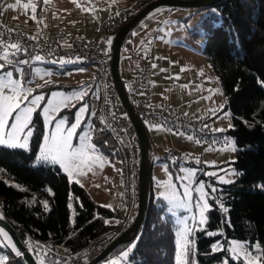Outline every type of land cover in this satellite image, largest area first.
<instances>
[{
    "label": "trees",
    "instance_id": "trees-1",
    "mask_svg": "<svg viewBox=\"0 0 264 264\" xmlns=\"http://www.w3.org/2000/svg\"><path fill=\"white\" fill-rule=\"evenodd\" d=\"M150 1L135 4L134 11L110 34V39ZM213 6L215 11L201 23L200 30L191 29L190 32L204 38L202 52L218 77L226 99L231 127L224 133L233 137L239 149L233 161L239 175L235 181L221 184L209 200L206 226L193 234L191 259L195 264H222L223 261L244 264L241 259H233L224 244L214 253L209 251L214 242H226L230 238L244 241L248 247L257 242L264 248V0H222ZM109 40L104 45L111 48ZM75 67L64 65L61 72ZM60 88L68 89V86L42 82L34 88V93L44 92L46 99L50 90ZM90 94L88 91L71 109L60 110L59 116L70 113L67 117L71 121L78 107L90 100ZM43 105L44 100L31 118L28 149L0 144V210L13 223L20 238L33 232L37 238L51 241L61 250L77 253L90 241L103 238L113 230L115 226L110 220L118 215L109 207L96 203L59 165L35 163L44 135L40 113ZM98 111L99 108L93 115L91 140L107 149L115 147V154L124 163L123 153ZM165 158V154L158 158L151 155L150 162ZM151 182L150 176L147 204L137 234L96 264H175V225L166 202L154 196ZM70 204L74 209L73 219ZM133 244L135 247L128 258H123L121 253ZM40 255L44 257V264H60L66 259L52 251ZM3 256L7 260L0 264H26L21 255H14L0 239V257Z\"/></svg>",
    "mask_w": 264,
    "mask_h": 264
},
{
    "label": "rangeland",
    "instance_id": "rangeland-1",
    "mask_svg": "<svg viewBox=\"0 0 264 264\" xmlns=\"http://www.w3.org/2000/svg\"><path fill=\"white\" fill-rule=\"evenodd\" d=\"M21 3H34L36 5V17L41 20L48 19L54 21L56 17L53 15V12H56L57 10L61 11L64 9L66 10L59 17H62L64 20H70V17L68 16L69 13L81 11L83 8L87 9L88 12L86 13V16H84L81 12H78V14L75 16L77 18L80 15H83V24L85 22L91 24V22L93 21V19L91 18H97L98 13L103 10L106 11L109 8L113 9V7L115 9L117 8V5L123 6L127 5L128 3V7L132 5V11H134L135 4H137L135 0L134 2H130L129 0H75V2H73V0H48L47 3H44L43 0H21ZM77 3H79L81 7L78 8L76 6ZM13 4H16V0H0V17L10 25L21 28H28V25H26L25 22L26 20L31 19V8H29L25 13V11L19 6L15 9L8 7V5ZM201 7L203 6L195 7L160 5L147 12L136 23V25L132 27V29L128 33V36H125L124 38V42L120 49L119 72L121 78L129 76L132 72V65L137 61L139 52L142 55V58L139 60V62L142 64L146 60L145 54L148 51L149 53L156 54V56L160 52L167 55L168 62L165 64V67H167L168 69V71H166V83L168 84L163 85L162 89H166L167 86V91H172L171 97H177V99L183 103L192 104V102H197L201 104V106L204 107L205 110H210L214 115V118L212 120H220L223 128H226V133L227 129L231 125V114L229 109L225 107L226 104L222 99L223 95L220 88L219 79L214 73L211 64L208 62L202 52L204 38L198 36L197 33L190 32L191 29H195L196 32L199 31L200 29L198 27L201 25V23H203L208 15L215 11V7L213 5H208L203 8ZM81 28H84V25ZM113 31H111V33ZM111 40L112 39H110L109 41ZM109 44H111V42ZM154 54L153 57L156 58ZM148 61L149 60L146 61V64H148V72L150 75V72L152 73V71L150 70L151 63ZM160 61L162 62V59H160ZM0 63H3V61H0ZM30 63V65L9 64L6 65L3 69H0V74L11 71L13 73V80H19L22 87L31 89V95L29 96L27 101H24V103L21 105V108L31 106L30 101L34 96L42 95L44 97V92L34 93V88L46 80L54 83H59L60 80V83L61 81H63L66 84L70 83V85L81 83V91L85 93H88V90L91 88L89 86L90 84L87 83V81H90L92 79L90 74L91 72L88 73V71L82 67L66 70L65 72H63L64 74H61L56 72L57 68L55 66L57 64L61 65V63L56 60H46L42 58L41 61L32 60ZM68 65L69 63H67V66ZM181 66L183 67L182 72L187 73V79L185 77H182V73H175V67ZM170 68L172 69L171 71L174 72L173 74H171ZM18 69H23V73L21 74ZM81 69H83V71H81ZM47 73H51V75H48ZM24 74H27V77H24ZM173 77H180L178 83L176 82L177 80H175V78ZM81 91L68 90L67 88L52 89L48 92L46 99H43L44 105L42 106L40 113L44 123V135L42 137L39 151L36 155L35 163L58 164L62 168V171L67 174L69 179L80 183L96 203L107 206L112 210H117V208L120 207V210L123 211L124 208H126L125 196L122 190L123 188L125 192V163H123L120 156H117V154H115L117 152L115 147L107 149L104 146H99L92 140H84L85 136H92L91 126L93 115L97 113V108H99L98 112L100 114L99 104H95L94 106V103H91V101H93L92 99H94L97 95L98 89L92 88L91 100L80 105L71 121H68L67 117L70 113H65L61 116H59L58 113L62 109H71L72 105H74L77 100H72L70 106L62 107L58 112L46 113L44 110L48 103V100L52 98L53 93L71 96L73 93H78ZM169 96V94L165 93L163 95V98H168ZM43 100L39 101V104ZM82 107H84L86 110L80 112L79 110ZM37 108L38 107H36L35 110ZM34 112L35 111L31 113L30 121L27 127L21 132L17 133V135L21 137L20 143L24 142L23 137L25 135L28 136L27 146L16 148H29V143L32 135V127L30 122ZM15 115L16 113L14 112L13 116L8 117V124L3 129H0V134L7 133L12 130L11 124L15 122ZM77 116H79V120H77ZM84 117L86 118V120L82 122L85 119ZM60 120L64 121V123L61 124L62 129L69 128L72 123H79V127L75 129L74 134L71 137V143L74 148L80 147L83 143L94 144L95 152H90L89 154L98 155L102 158L92 167L91 171H89L88 168L85 167L83 169L85 175H78L76 171H72V175L70 176L69 172L66 171L59 163H52L50 161H43L38 159V157H40L41 155V149L45 143L46 136H48L51 130L55 129V125L59 123ZM126 121L127 126L132 127L128 117ZM145 124L147 125L148 129L152 131V135H161V133L157 129L153 130L149 124ZM225 135L226 142L222 146L215 147L216 155L213 153V150L211 152H200L202 150H199L198 152H188L190 155H177L174 154L173 151H166L165 160L154 161V171L152 173V179L155 180L154 184L157 186L155 191L158 195H160V197H162L161 193H167V185L169 182H171L175 186L176 190L182 194L183 184L177 178L180 176H186L189 171L194 175L190 179L184 181V183H187L192 187H199L201 184L204 186V198L201 199L199 193L192 192V200L189 202L187 208L172 209L170 205H168L164 200L168 206L171 220L175 225L176 251L178 240L177 232L184 229L185 226L187 227V229H189L187 240L191 242V251L186 258L189 262H192L191 258L194 249L193 234L197 230L203 229L207 223L208 210L211 206L209 200L215 195V192L219 188H221V184L230 183L236 180L238 175H234L233 173H239V171L233 164V161L235 159V152L229 150L228 146V142L234 141V139L228 134ZM192 143L194 142L188 139L184 142V145L191 148L193 145ZM191 153L193 154L192 156ZM202 153H205V156ZM111 154H113V158L111 157ZM196 154H198V156ZM207 173H216V175L211 176L207 175ZM220 177H223L224 181L230 182H223L219 179ZM10 183L17 186L12 181H10ZM117 188L119 190L116 191L115 189ZM213 189H215V191H213ZM198 199H201L200 207H197ZM136 200L137 198L134 199L131 205V213L129 217L125 219V221L123 220L124 213H122V218H120L119 220L111 221L113 222L112 225L115 227L113 228V230H110L106 234V236H104L105 238L111 236L115 231V228H117L121 224L124 225V229L130 226L129 223L134 220L137 211ZM205 200L209 207L207 210L203 211L202 217L201 210L203 208V202ZM70 211L71 219H73L74 209L72 204H70ZM202 218H204L206 221L204 224L200 223V220ZM233 241L244 242L232 238L226 240V242L217 241L212 244L209 252L214 253L220 250L223 247V244L228 249L232 246ZM257 244L258 243L255 242L250 247H248L246 244V247L251 249ZM213 246H217L215 251L213 250ZM58 250L62 251L60 247ZM46 252L47 251H44L43 254ZM63 252L64 251H62V253ZM229 254L232 256L230 252ZM94 255L95 254L83 257L80 264H85ZM60 264H63V262Z\"/></svg>",
    "mask_w": 264,
    "mask_h": 264
},
{
    "label": "built area",
    "instance_id": "built-area-1",
    "mask_svg": "<svg viewBox=\"0 0 264 264\" xmlns=\"http://www.w3.org/2000/svg\"><path fill=\"white\" fill-rule=\"evenodd\" d=\"M143 1L145 0H135L137 4ZM132 9L131 5L106 15L88 36L74 34L65 27H59L47 35L32 33L24 28L10 25L0 17V32H5L6 29L14 30L10 36L5 34L2 38L6 41H18L22 45L21 52L14 59L40 55L44 59L64 60L69 66L86 67L93 71L98 85L97 99L100 104L101 119L106 129L115 137L123 153L127 182L126 209L130 208L138 196L140 145L133 128L126 125L125 109L116 92L111 73L110 48L104 45V42L110 39L111 31L128 18ZM141 58L142 55L138 54L137 60ZM122 83L134 111L142 121L147 120L152 125H157L165 133H182L187 138L191 136V140L195 143L200 141L208 146H215L224 142L225 135L222 132H213L205 115L194 114L176 106L155 105L151 102L148 64L136 66L129 78L122 79ZM128 217H124V221ZM124 228L123 224L119 225L111 236L94 239L77 253L71 252L70 249L62 250L64 251L62 253L57 245L37 238L33 232H27L22 241L25 250L31 254H36L37 251L40 254L44 251L57 252L66 257L63 264H80L83 257L101 251Z\"/></svg>",
    "mask_w": 264,
    "mask_h": 264
},
{
    "label": "snow or ice",
    "instance_id": "snow-or-ice-1",
    "mask_svg": "<svg viewBox=\"0 0 264 264\" xmlns=\"http://www.w3.org/2000/svg\"><path fill=\"white\" fill-rule=\"evenodd\" d=\"M44 3H47L48 0H43ZM75 2V0H73ZM21 7L25 13L29 8L32 10L31 19L36 20V5L34 3H21V0H16V4L8 5L9 8L15 9L16 7ZM79 8L81 5L79 3L76 4ZM87 9H82V11H86ZM38 23H43V21H38ZM14 32L13 29H6L5 32H0V69H3L6 65L9 64H28L32 60L41 61L42 57L40 55H36L35 57L30 58L29 60H16L14 59L18 53L22 50V45L18 41H6L2 37L7 34L11 35ZM35 39V37H31ZM111 41H109L110 43ZM26 51V49H24ZM12 58V59H10ZM59 63L64 64L67 61L60 60ZM18 71L23 73V69H18ZM83 71V69H81ZM183 71V69H182ZM51 75V73H47ZM13 73L11 71L6 72L4 74H0V129H3L8 124V117L13 116L15 112L16 115L14 117L15 122L11 124V131L7 133L0 134V144L7 145L10 147H26L28 136L25 135L23 137V143H20L21 137L17 135L18 132L24 130L31 117V113L35 111L36 107H39V101L43 100L44 97L42 95L34 96L31 98L30 105L21 108V105L24 101H27L29 96L31 95V89L24 88L21 86L19 80L12 79ZM179 77H176L178 79ZM48 81H45L47 84ZM87 93L81 91L78 93H73L71 96L61 95L57 93L52 94V98L48 100V103L45 107L46 113L58 112L62 107H68L71 105L72 100H80ZM74 106V105H72ZM223 107V106H221ZM86 109L82 107L79 111L83 112ZM227 115V114H225ZM77 120H79V116H77ZM64 121L60 120L59 123L55 125V129L51 130L48 136L45 138V143L41 149V155L38 159L43 161H50L52 163H59L66 171L69 172V175H72V171H76L78 175H85L83 169L85 167L88 168L89 171L92 170V167L100 161L102 158L98 155H90L89 153L95 152V145L89 143H83L80 147L74 148L71 143V137L74 134V131L77 127H79V123H72L71 126L67 129H62L61 124ZM152 127H156L153 125ZM231 127V125H230ZM214 131L220 132L224 131L223 129H215ZM30 134V133H29ZM188 139H192L191 136ZM85 141H90V136L84 137ZM200 143V141H196ZM229 150L235 152L238 151L236 144L234 141L228 142ZM71 170V171H70ZM234 175H239V173H233ZM194 174L192 172H188L186 176H180L177 179L182 182L183 190L182 194L178 192L175 186L169 182L167 185V193H161L162 198L167 202L168 205L172 209L177 208H187L189 202L192 200V192H196L200 194V198H204L205 194L203 191V185L201 184L199 187H192L187 183H184L187 179H190ZM207 175L215 176L216 173H207ZM223 182V177L219 178ZM98 187V185H97ZM215 191V189H213ZM201 199L197 201V207H200ZM47 208V204H45ZM208 204L206 200L203 202V208L201 210V216L203 217V211L208 209ZM227 212V209H223ZM206 221L204 218L200 220L201 224H204ZM0 233L3 234L4 239L6 240L5 246H12L13 251L16 252V255H20V252L16 250L15 246L12 243V239L9 237L8 233L3 229H0ZM189 233V229L185 226L184 229L177 232V251L175 256V264H194V262H189L186 258L191 251L190 241L187 240V234ZM212 235V233H209ZM135 244L129 247L127 250L121 253V256L125 259L128 258L129 253L132 252ZM217 246H213V250L215 251ZM232 254L233 259H242L244 264H264V248H261L259 244L253 246L251 249L246 247L245 242H232V246L226 249ZM37 260L38 264H44V257H42L37 251ZM7 257H0V262L6 261ZM222 264H227V261H223Z\"/></svg>",
    "mask_w": 264,
    "mask_h": 264
},
{
    "label": "crops",
    "instance_id": "crops-1",
    "mask_svg": "<svg viewBox=\"0 0 264 264\" xmlns=\"http://www.w3.org/2000/svg\"><path fill=\"white\" fill-rule=\"evenodd\" d=\"M118 6L119 5H117V8H115V9L113 7V9L109 8L106 11L103 10V11L99 12L98 15H97V18H91V19H93L91 24L87 23V22H85L83 24V22H84L83 15L86 16V13L88 12V10H86V11H82L81 10V11H77V12H74V13H69L68 16L70 17V20H64L62 17H59L66 10V9H64V10H61V11L57 10L56 12L55 11L53 12V15L56 17V19L54 21L48 20V19H45V20L42 19L41 20L38 17H37L36 20L28 19L25 22L26 25H28L27 26L28 28H26V27H24V28H26L27 31L32 32V33H40V34L47 35V34L51 33L52 31H54L55 29H57L59 27H65L66 29H68L69 31H71L74 34H80V35L88 36V35H91V33L93 32V29L95 28V26L106 15H108L110 13H115L120 8L127 7L129 5L127 3V5H123V6H119V7ZM78 12L83 13V15H80L79 17L76 18L75 16L78 14ZM65 15H67V14H65ZM38 21H43V23H38ZM83 25H84V28H81ZM139 54H141V53L139 52ZM153 54L154 53H149V51L146 52V54H145L146 57H150L151 56V58H149V59L146 58V60L144 61L145 64H146L147 60H149L148 62L151 63V65L149 63L150 70L152 71V73L150 72V75H149L150 79H151V90H150L151 102L153 104H155V105L164 104V105H167V106H176V107H179V108H181L183 110H186V111H189V112L192 111L194 114L205 115V116H207V118H208V120L210 122L212 131L213 132H217V131H214V130L215 129H223L224 131H220V132H222L225 135L224 132H225L226 128H223L220 120H218V119L212 120L214 118V115H213V113L210 110H208V109L205 110V108L202 107L201 104H199L197 102L196 103L192 102V104L194 105L193 106L192 104H189V103L180 102L177 99V97H171L172 91H167V89H168L167 86H166V89H162L163 85H167L168 84V83H166V81H167L166 71H168V69H167V67H165V64L168 62V58H167V55H165V54H163L161 52L159 54H157V56H156V54H154L156 56V58L153 57ZM160 59H162V62L160 61ZM141 64L142 63H140L139 60H137L132 65V70L136 66L141 65ZM63 65L67 66L66 63L61 64V65L57 64L55 66L57 68V71H56L57 73H61L62 74L61 68L64 67ZM75 68H77V67H75ZM82 68L87 70L88 73L91 72L90 74H91L92 79L90 81H87V83L90 84L89 86L91 87L88 91H91L92 87L98 89L97 81H96V79L94 77L93 71L91 69H87L86 67H82ZM175 68H176L175 69L176 70L175 71L176 74L182 73V77H185L187 79V73H183L182 72V68H183L182 66L181 67H175ZM69 70H71V69H69ZM171 70L172 69L170 68V71ZM173 73L174 72L171 71V74H173ZM130 76H131V74L129 76H127L125 78H121V79H127ZM173 78H175V80H177L176 81L177 83H178V80H180V77L178 79H176V77H173ZM59 83H60V80H59ZM61 83L66 85V86H68V90H80L81 91V83L72 84V85H70V83L66 84L63 81H61ZM165 93L169 94L170 96L168 98L167 97L163 98V95ZM97 95H98V93H97ZM97 95L95 96L94 99H92L93 101H91V103H94V106H95V104H96V102L98 100L97 99ZM222 99L226 103V99L224 97ZM90 100H91V94H90ZM126 119H127V115H125V121H126ZM142 123H143V125L145 127V131H146V134H147L148 140H149V159H148L149 161H150V156L151 155L153 157H155V158H158L159 156L164 155L166 151H173L174 154H177V155L178 154H181V155L182 154H188V155H190L188 152H193V151L198 152L199 150H202L200 152H211L213 150V153L216 155L215 147L216 146H222L226 142V135H225V139H224V142L222 144L215 145V146H208L205 143H195L194 142V143H192L193 145L190 148V147H186L184 145V142L186 140H188L186 135H184L182 133H178V134L165 133L157 125H156L155 128L152 127L153 125L151 124V122H149L147 120L142 121ZM145 123L149 124L152 127L153 130L157 129L161 133V135H159V136L152 135V131H150L148 129V127H147V125ZM126 125H127V121H126ZM130 128H133V127H130ZM150 147H151V149H150ZM202 154L205 156V153H202ZM192 155L193 154L191 153V156ZM196 155L198 156V154H196ZM155 161H158V160L155 159ZM153 171H154V162H153V164L151 163V169H150V176H151V181H152L151 182V188L153 189L152 191H153L154 196L160 197V195H158L157 192L155 191L157 186L154 184L155 180L152 179ZM118 188L115 189V190L116 191L119 190ZM122 190H123V193H124V196H125V204H126V202H127L126 175H125V192H124L123 188H122ZM160 198H162V197H160ZM113 211L116 212V214L118 215L119 218H122V213H124L123 217H127L131 213V206H130L129 209H128V207H127V209L124 208L123 211L120 210V207H118L117 210H113ZM118 217L117 218L115 217V218L111 219L110 221L118 220ZM123 220H124V218H123Z\"/></svg>",
    "mask_w": 264,
    "mask_h": 264
},
{
    "label": "water",
    "instance_id": "water-1",
    "mask_svg": "<svg viewBox=\"0 0 264 264\" xmlns=\"http://www.w3.org/2000/svg\"><path fill=\"white\" fill-rule=\"evenodd\" d=\"M222 0H152L142 7L138 12L133 15L130 20L124 23L114 34L111 42L110 48V68L113 79L115 81V88L120 99V102L125 109L126 115L136 133L139 145H140V170H139V191L137 196V211L134 220L129 227L121 231L117 236H115L109 243L98 253H96L89 261L85 264H96L102 260L107 254L113 251L119 244L128 242L131 240L138 232L140 225L144 217V211L147 204L148 188L150 181V169L151 162L149 159V140L145 131V127L134 111L131 102L129 101L126 89L122 83V79L119 72V57L120 49L123 44L124 38L127 33L132 29L133 26L150 10L160 5L169 6H208L214 5ZM0 229H3L8 233L9 237L12 239V243L16 250L20 252V255L26 262V264H38L37 255L31 254L25 250V245L22 238L18 235L13 223L3 214L0 210ZM0 239L4 245H6V240L3 234L0 233ZM14 255L16 252L13 251L12 246H6Z\"/></svg>",
    "mask_w": 264,
    "mask_h": 264
}]
</instances>
